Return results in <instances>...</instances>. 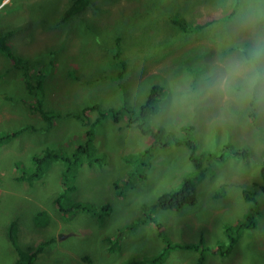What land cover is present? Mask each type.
<instances>
[{
	"label": "rangeland",
	"instance_id": "374dc122",
	"mask_svg": "<svg viewBox=\"0 0 264 264\" xmlns=\"http://www.w3.org/2000/svg\"><path fill=\"white\" fill-rule=\"evenodd\" d=\"M73 3L0 0V30H13L8 38L12 50L42 64L44 76L36 86L42 77L31 70V87L23 71L0 53V133L24 128L0 144V264L19 261L8 236L13 221L22 250L36 251L45 244L32 264H122L131 257L148 258L166 246L160 232L173 242L203 238L204 245L214 247L227 239L225 224L239 223L249 211L251 202L242 192L249 189L259 200L256 228L241 229L231 254H208L205 264H264V102L222 105L202 91L215 65L246 55L254 34L264 32V0H241L232 16L225 13L232 11L235 0H80L82 13L66 19ZM215 13L223 15L195 31L172 23L175 15L194 24ZM154 84L163 85L166 93L149 125L180 136L183 126L193 125L203 169L190 159L188 146L156 144L150 168L142 169L148 176L117 196L114 182L123 184L137 165L125 157L145 150L153 137L129 125L127 116L120 122L109 116L99 123L94 139L106 162L79 165L71 176L75 189L64 184L61 160L50 162L39 179L19 178L23 166L33 167V154L48 147L72 150L82 140L85 125L77 113L85 107H119L127 101L138 110ZM38 99L45 116L37 108ZM95 115L90 111V117ZM227 144L250 153L230 154ZM202 170L195 205L156 206L162 193ZM77 202L110 203L112 210L102 217L71 210ZM145 210L162 227L137 223L118 240V229L137 221ZM40 211L46 212L43 218L37 216ZM197 259L196 251L179 248L163 264H196Z\"/></svg>",
	"mask_w": 264,
	"mask_h": 264
},
{
	"label": "trees",
	"instance_id": "16d2710c",
	"mask_svg": "<svg viewBox=\"0 0 264 264\" xmlns=\"http://www.w3.org/2000/svg\"><path fill=\"white\" fill-rule=\"evenodd\" d=\"M88 0H84L87 2ZM80 0H74L73 5L69 6L66 11L65 18H69L72 14H80L79 5ZM241 0H235L234 8L231 12L225 13L227 16H232L237 12V8L240 4ZM223 14H213L212 17L205 20L203 23H194L188 24L186 20L181 19L177 15L172 19V23L180 26L181 29L184 31L196 30V29H203L210 23H212L216 18L220 17ZM13 35V30L8 31H1L0 30V53L5 55L12 64L21 69L23 71V77L28 79V83L30 86L35 87L41 84L43 79V65L42 64H33L28 59H25L21 56L16 54L10 44L8 43V38H11ZM225 51V50H223ZM222 51V52H223ZM220 52V54H222ZM247 54V52H246ZM199 57V56H197ZM120 59V58H119ZM31 70H34L41 75L42 78L39 79L38 83L33 85L31 82L32 80V73ZM123 76V72L120 71L118 78L121 79ZM36 91V90H35ZM123 95L126 96L127 90L125 87L122 88ZM166 93V89L161 84H154L151 89L150 93L148 94L145 101H143L138 110L134 109L132 105H130L127 101H125L119 107H102L100 104L95 103L90 106L85 107L81 113H77V117L82 120L83 124L85 125V130L83 134L82 140L73 147L72 150L64 149V148H53L48 147L42 153L33 154V167L26 168L25 166L22 167V175L19 177L20 179H39L43 177L45 170L50 162L53 161H63L65 163V170L63 172V180L64 184L66 185L67 189H75L74 184H70L71 176H73L74 171H76L79 165H89L93 166L95 164L103 165L106 162L107 155L106 153L99 152L95 146L94 139L96 136V129L99 123L107 117H111L115 122H120L122 118L125 116L128 117L127 122L129 125L136 124L145 134H151L153 140L151 145L148 146L145 150L138 152V153H131L128 154L125 159L128 163L136 162L137 165L128 173L127 180L124 181L123 184L120 181L114 182V189L115 194L119 197H123L127 190L130 188L135 187L136 180H144L148 174L145 171H142L144 167H147V171L151 166V155L153 147L156 144L161 145H169L171 143H175V145H186L190 150V159L194 162L195 166L199 169H203L202 157L203 155H198V144L197 139L192 134L194 126L188 124L187 126H183V135H175L166 127H158L157 129H153L148 120L150 116L157 113L159 111V99ZM40 106L43 107V103L40 99H38L37 108L41 110L42 114L45 116L46 111L42 109ZM90 111H95L96 115L94 118L90 117ZM49 113V112H48ZM53 116V115H51ZM24 130H17L14 132H4L0 133V144L11 140L12 138L19 135ZM185 135V136H184ZM165 137L166 139L163 141L162 138ZM233 145V144H231ZM227 144L226 148L230 151V154H234L237 156H241V152L244 153V157L248 156L250 151L248 148H239L236 149L235 146H231ZM231 146V147H230ZM205 155V154H204ZM211 156L214 154L210 153ZM220 158H223L221 156ZM262 172L264 173V165L262 166ZM205 171H201V173H197L194 176H190L184 180L182 185L172 191H167L162 193L157 200L156 206L162 207L164 209H181L183 207H188L195 205L197 203V180H201L204 177ZM196 177V179H194ZM1 183V178H0ZM124 185V186H121ZM264 189V184L262 185ZM222 189V188H221ZM245 198L251 202V207L249 211L246 213L245 217L239 221L237 224H225V235L227 239L225 241L219 240L214 247L210 245H204V239L201 238L200 241L197 242H173L171 241L166 234L160 235L163 238L165 243V248L161 250L158 254L152 255L148 258L142 257H131L128 260L123 261L122 264H163L166 260V257L170 255L173 250L176 249H186V250H194L198 254V259L196 264H205L208 254H217L221 256L229 255L235 248V245L238 241V234L241 229L245 227L253 226L256 228L257 225V216L260 212L259 208V200L256 197V193L249 190L242 191ZM219 194V193H218ZM57 203V201H55ZM71 210L74 211H85L91 212L96 214L100 217L103 214H107L112 210V205L110 203H104L99 206L90 203H81L77 202L72 207ZM45 211H40L37 216L43 218L45 216ZM143 222H154L157 226L162 227L160 223H158L154 217L150 214L146 213V210L143 213V216L135 222H130L125 224L124 226L118 229L117 239L120 240L124 237V235L132 231L136 228V224L143 223ZM16 230H17V221H13L10 224V230L8 233L9 239L11 243L15 246L16 250L19 254V261L17 264H32L34 258L39 253H42L45 249V244H41L36 251H27L22 250L17 245V237H16ZM111 251L115 250V246L111 245L109 248ZM223 256V257H224Z\"/></svg>",
	"mask_w": 264,
	"mask_h": 264
},
{
	"label": "clouds",
	"instance_id": "9594fccd",
	"mask_svg": "<svg viewBox=\"0 0 264 264\" xmlns=\"http://www.w3.org/2000/svg\"><path fill=\"white\" fill-rule=\"evenodd\" d=\"M203 95L218 104L264 102V32L254 34L246 55L224 58L202 85Z\"/></svg>",
	"mask_w": 264,
	"mask_h": 264
},
{
	"label": "bare ground",
	"instance_id": "6f19581e",
	"mask_svg": "<svg viewBox=\"0 0 264 264\" xmlns=\"http://www.w3.org/2000/svg\"><path fill=\"white\" fill-rule=\"evenodd\" d=\"M222 155V154H221Z\"/></svg>",
	"mask_w": 264,
	"mask_h": 264
}]
</instances>
